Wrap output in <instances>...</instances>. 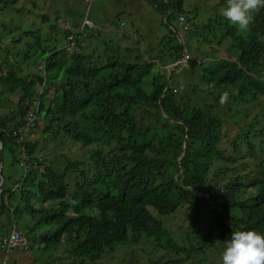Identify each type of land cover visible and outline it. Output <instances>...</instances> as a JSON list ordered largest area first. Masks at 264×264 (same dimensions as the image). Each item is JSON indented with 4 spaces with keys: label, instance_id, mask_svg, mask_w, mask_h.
<instances>
[{
    "label": "trees",
    "instance_id": "16d2710c",
    "mask_svg": "<svg viewBox=\"0 0 264 264\" xmlns=\"http://www.w3.org/2000/svg\"><path fill=\"white\" fill-rule=\"evenodd\" d=\"M17 2L0 0V15ZM148 2L164 14L167 27L158 40L161 71L138 45L103 39L101 33H91L95 43L80 54L69 53L58 38L47 45L41 38L27 42L22 58L38 54L44 63L31 74L21 75L8 54L9 68L0 61V94L16 96L10 110H3L0 98L7 179L0 193V237L22 221L34 255L30 264H125L127 258L136 264L143 246L161 255L152 264H221L232 230L264 232V158L251 156L258 146L254 138L264 134L253 130L264 122V9L241 31L219 14L226 0L211 1L214 12L204 20L198 7L185 9L186 0ZM189 12L197 16V40L205 31L211 48L228 41L230 56L197 61L196 83L173 86V70L165 90L166 66L183 50L180 35L189 39L194 29ZM58 20L50 27L66 38L75 34L80 44L76 25L62 29ZM1 42L0 50L8 52ZM254 103L260 118L234 120L238 131L229 135L226 121L234 110L241 106L239 115H250L243 110ZM30 117L42 129V140L19 133ZM49 144L57 147L50 153L54 158L40 157ZM77 144L100 148L81 157ZM23 159L26 169L19 165ZM182 206L192 213L176 238L172 216ZM169 217L168 224L163 218Z\"/></svg>",
    "mask_w": 264,
    "mask_h": 264
},
{
    "label": "rangeland",
    "instance_id": "374dc122",
    "mask_svg": "<svg viewBox=\"0 0 264 264\" xmlns=\"http://www.w3.org/2000/svg\"><path fill=\"white\" fill-rule=\"evenodd\" d=\"M117 1L121 3L122 8L120 9V11H117L120 7L118 8L117 6H113V4L117 5ZM211 1L213 0H186L185 9L188 8V10L191 11V5L198 7L200 9L201 19L204 20L214 12V3ZM99 5L101 11H104V14L106 16V18L101 21H98L95 18L97 6ZM123 5H126L127 7L124 8ZM160 12H158L153 6H151L148 0H106L104 4L101 3V1L99 2V0H97L96 5H92L91 7L86 5L82 0H18L16 4L12 6L9 5L7 8H5L0 15V40L2 41L1 45L4 46L5 50H8V52H5L6 54L0 50V61H2L3 64H6L4 65L6 69L9 68L10 64L7 65V61H5V55L8 54L9 62L11 64H18L19 69H21V75L34 73V71L36 70L41 71L40 69L43 67V61L38 54H35L33 57H30L26 60L22 58V55L24 54L23 51H26L28 49L26 43L33 42L41 38L43 40V44L47 45L55 42V39L58 38L61 39V45L63 44L62 46H64L67 38L63 36V33L58 31L57 29L50 27V24L54 23V20L59 17L61 18L58 24L59 27L67 29V23L64 19H67L68 17L71 20L74 19V22H78L79 24V22L82 21L83 16L87 15L96 23H99L101 24V26H104L106 28V31L101 34L103 39H116L118 41H121L123 39L124 41L129 42V44L131 45H138L140 49L147 54L145 55L147 61L149 63H156V66L159 68V70H162L163 66L161 64V66L158 65L159 61L157 57L160 53L159 41H162L163 37L166 35L167 27L165 23L162 22L165 19L164 14ZM44 14H48L50 16L49 20L46 22H43L42 16ZM118 14H120V16L118 19H116V16ZM189 15L192 19L194 29L189 35L190 38L186 41V46L193 55L194 60L190 63V66L182 68L179 72H177V74L175 73L173 86L180 84L185 85L189 82H198L196 74V68L198 67L196 66L197 61H201L206 57L212 58L213 56H230L227 49V45L229 44L228 41H224L219 45L217 49L216 43L214 44L215 47L211 48V46H208L203 40V37L207 36V32L205 31L199 35L202 40H197L198 37H195V28H197V26L195 25L197 23L195 18L197 16L193 17L194 12H189ZM122 21L126 23V26H123L122 29L132 32L133 35H130L128 37L126 36L125 38L120 33L108 30V28H119L120 22ZM171 24L174 26L172 22ZM28 30L35 31L33 36L24 33ZM86 31L89 32V35L91 34L88 28L86 29ZM198 31H200V28ZM15 38H21V40L15 41ZM90 41L92 40L90 39L88 41L87 37V41L85 40L84 43V52H89V46L95 43ZM150 46L151 50H149ZM36 51H34V53H36ZM231 58L234 59V56H231ZM172 65L173 63L168 64L166 68L170 69L172 68ZM190 68L192 69L189 70ZM257 69L261 71L262 67H257ZM253 73L255 74L256 72L253 71ZM261 74H263L262 71L260 72L259 76H262ZM147 88L149 90L152 89L151 86H147ZM39 89L38 86L36 88V85L31 86V90L33 92H36L37 90L39 91ZM250 96L251 95H246L245 98H249ZM0 98H2L3 100V105L6 106L3 110H10L16 104V96L11 92H4L3 94H0ZM249 99H252V97ZM253 101L254 100H251V102ZM241 109V106L236 108L234 110V118L230 121H226V128L228 129V133L231 136H233L238 131V124L234 123V120L240 122L249 121L255 117L260 118L257 112V110H259V108L257 107V103H254L253 105L247 104L244 107L243 111L245 112V114L250 115H244L243 113L242 115H239ZM243 124L245 125V122ZM250 125L251 124L249 123V126ZM262 129L264 130V122L260 123L258 126L256 125L253 130ZM25 137L26 139L42 140V129H36L33 124L32 130L25 134ZM259 141H263V143L261 144V142ZM254 143H256V146L258 144V146L255 148V152L253 155L251 154V156L259 158L261 160L264 158V134H262V136H260L259 138H254ZM77 146L79 148L80 154L77 155V153H74V155L81 157H83V155L88 151H93L94 148L95 150H98L100 148V145L98 144L86 148L82 147V145L80 144H77ZM55 149H57V147L49 144L48 149H46L47 152L46 150H42L38 153L39 156L43 158H54V155L50 153H53ZM64 151L68 152L66 148L64 149ZM59 153L60 151L56 155H58ZM86 156H90V153L88 152ZM247 165L249 166V170L251 171H254L256 168V165L254 164ZM258 177L261 178L262 175H258ZM187 210V206H182L179 211L174 216H172L173 227L170 229V232L176 238H180L185 231V227L181 226L180 224L184 219H186V214L192 213V211ZM163 219L165 222H168V224L171 222V217ZM195 219L196 218L193 217V219H191L188 224H192ZM18 227L19 229L23 228V224L20 221H18ZM178 227L180 228V230H178ZM142 249L144 254L135 257L136 264H152L151 260L155 259L160 261L161 255L154 253L150 246H143ZM218 255L219 253L216 257H218ZM33 258L34 255L31 251L20 252L17 249H13L10 250L6 255L3 251L0 250V264H30ZM168 258L169 256L166 255V259ZM125 264H130L128 258L125 261ZM215 264H220L217 259Z\"/></svg>",
    "mask_w": 264,
    "mask_h": 264
},
{
    "label": "clouds",
    "instance_id": "9594fccd",
    "mask_svg": "<svg viewBox=\"0 0 264 264\" xmlns=\"http://www.w3.org/2000/svg\"><path fill=\"white\" fill-rule=\"evenodd\" d=\"M82 1L89 7H91L92 5H96V2H97V0H82ZM100 1L103 4L106 2V0H99V2ZM117 2H118L117 5L113 4V6H117L118 8L120 7L119 10H117V11H120V9L122 8L121 3L119 1ZM123 6L124 8L127 7L126 5H123ZM261 9H264V0H226V5L220 9L219 14L223 18H225L230 24L236 26L239 30L246 31L249 29L250 25L253 22L254 13ZM118 16H120V14L116 16V19L119 18ZM95 18L98 21L104 20L106 18L104 11H101L100 9V5L97 6V12H96ZM60 20L61 18H59L58 24ZM64 20L67 23V27H66L67 29L70 28L73 23L74 25H76L77 32L81 34L80 44L77 42L78 38L77 36H75V34H71L69 38L66 39L65 47L67 48V51L69 53L73 51L77 52L78 54L84 52L83 48H84L85 40L87 41V37L89 41V32L86 31L87 28L90 30V33H93L95 36H98V34L100 33L102 34L103 32L106 31V28L104 26H101V24L96 23L93 19H91L87 15L83 16V19L81 22H79V24L78 22H74V19L71 20L68 17L67 19H64ZM179 22L181 24L184 23L185 17L181 16ZM119 26H120L119 28H116V27L110 28V29L108 28V30H111L116 33H120L122 34L123 37L133 35L132 32L122 29L123 26H126V23L124 21L120 22ZM180 39L183 44V50L181 52L180 57L175 62H173L172 68L170 69L168 68V75L170 74L171 69H172V72L173 70H177L179 72L182 68L190 66V62L194 60L193 55L191 54L190 50L186 46V40H188V38L185 39L184 37H182V35H180ZM122 41L124 40L122 39ZM126 43H128V45H131L129 44V42H126ZM71 45H74L76 49L70 50L69 47ZM131 46H134V45H131ZM185 53H188L190 55V58L188 60V64L186 66H183L179 64L178 61L184 56ZM207 59L214 60L215 58L206 57L205 59H202V60L205 61ZM43 66H44V63H43ZM33 124L35 127L34 118L30 117V120L27 121V124L19 129V133L22 136H25V134H27L30 130H32ZM19 165L21 168L26 169L27 167L26 159L21 160ZM2 169H3V163H2ZM6 184H7V179H6ZM221 192L222 191H220L219 193ZM20 222L22 223V221ZM20 229L24 230V228H20ZM20 229L17 225L0 237V250L3 251L6 255L10 250H13V249H17L20 252L28 251L29 246H30L29 235L26 230L23 231ZM15 230L20 231L27 238L26 247L11 248V249L3 247L2 245L3 239L6 237H9L11 233ZM221 264H264V232H260L255 229L232 230L229 238L224 240V243H223V249L221 252Z\"/></svg>",
    "mask_w": 264,
    "mask_h": 264
},
{
    "label": "built area",
    "instance_id": "2783aa9c",
    "mask_svg": "<svg viewBox=\"0 0 264 264\" xmlns=\"http://www.w3.org/2000/svg\"><path fill=\"white\" fill-rule=\"evenodd\" d=\"M69 49L73 50V49H76V47L74 45H71ZM189 58H190V55L188 53H185L184 56L178 61V63L183 66H186L188 64ZM26 244H27V238L25 237V235L21 233L20 231H16V230L13 231L9 237L4 238L2 241L3 247H6L8 249L24 248L26 247Z\"/></svg>",
    "mask_w": 264,
    "mask_h": 264
},
{
    "label": "water",
    "instance_id": "95a60500",
    "mask_svg": "<svg viewBox=\"0 0 264 264\" xmlns=\"http://www.w3.org/2000/svg\"><path fill=\"white\" fill-rule=\"evenodd\" d=\"M171 75H172V69L170 70L169 80H168V84L166 86V89L169 86ZM3 147H4V143L2 141V130L0 128V178H1V181H0V192H2L4 190V188H5V186H6V176H5V173H4L3 169H2Z\"/></svg>",
    "mask_w": 264,
    "mask_h": 264
},
{
    "label": "crops",
    "instance_id": "0c3cea01",
    "mask_svg": "<svg viewBox=\"0 0 264 264\" xmlns=\"http://www.w3.org/2000/svg\"><path fill=\"white\" fill-rule=\"evenodd\" d=\"M99 15H100V13H99ZM98 17H100V16H98Z\"/></svg>",
    "mask_w": 264,
    "mask_h": 264
}]
</instances>
